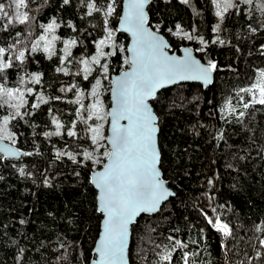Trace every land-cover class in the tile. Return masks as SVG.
<instances>
[{
	"label": "trees",
	"instance_id": "trees-1",
	"mask_svg": "<svg viewBox=\"0 0 264 264\" xmlns=\"http://www.w3.org/2000/svg\"><path fill=\"white\" fill-rule=\"evenodd\" d=\"M86 2L70 0L65 5L63 0H29L28 24L0 17V47L5 49V59H11L14 65L7 70L4 83L25 91L27 103L21 112L28 113L8 124L15 142L4 140L32 153L17 160L0 155V264H90L94 257L102 215L91 174L105 163L103 153L109 148L105 139L101 143L107 147L96 151L90 133L86 134L85 125L76 115L80 106L70 103L78 94L67 89L76 84L85 93L83 104L89 105L95 102L90 93L99 79L98 99L108 113L111 77L129 67L124 63L129 38L117 32L123 0H115V12L108 18L107 27L115 33L118 51L102 62L107 60V77L97 74V66L87 80L82 74L76 75L72 70H78V61L94 55V42L106 35L101 28L102 16H88ZM0 3L12 12L8 8L10 0ZM148 11L150 26L155 31L159 26L172 52L192 46L204 63L214 61L217 71L207 89L198 83H183L163 90L152 102L159 117L161 170L175 196L158 214L143 215L133 226L130 263L165 264L160 258L166 246L171 249L179 239L188 246L173 251V264H183V252L189 253V264H264V105L246 110L241 106L232 115L221 112L229 100L234 105L241 96L249 101V94L237 93L250 87L264 70V16L255 3L241 4L238 13L229 10L217 33L214 29L219 20L211 0H190L187 5L180 0H152ZM53 20L59 25L55 34L61 39L55 42L56 54L49 59L43 51L32 53L31 46L44 34L39 25ZM177 24L202 36L208 47L199 51L197 40L173 36L168 29L176 31ZM217 36L225 41L223 45L212 43ZM69 39L77 43L72 55L61 64L62 41ZM21 50L26 51L24 65L15 59V53ZM57 67L68 68L69 74L56 72ZM30 73L42 74L41 82L31 83ZM21 76L23 85L19 83ZM41 94L48 102L36 108L33 105ZM13 111L0 106V126L3 117ZM240 111L245 116L238 120ZM53 116L64 125L63 134L47 137L45 133L56 131ZM73 123L78 135L69 137L66 133ZM107 128L108 118L102 129L105 138ZM85 150L99 156V163L85 161ZM57 151L73 153L78 162L66 155L57 158ZM20 168H24V176ZM205 213L213 218L218 215L229 225L231 235L225 237L212 228Z\"/></svg>",
	"mask_w": 264,
	"mask_h": 264
},
{
	"label": "snow or ice",
	"instance_id": "snow-or-ice-1",
	"mask_svg": "<svg viewBox=\"0 0 264 264\" xmlns=\"http://www.w3.org/2000/svg\"><path fill=\"white\" fill-rule=\"evenodd\" d=\"M152 0H129L127 10L123 16L122 29L132 33L134 37L133 47L130 49L131 58H125L124 63L129 65L130 70L123 73V76L117 78L114 82L113 96L115 99V107L110 113H105L103 105L98 99L97 89L100 86V80H96V87L92 89L91 96L96 98L89 107L85 108L82 98L85 93L81 91L77 85L73 84L71 88L77 89V98L70 103H75L80 106L76 115L85 124L89 120H95L101 123L93 126L88 125L86 134L90 133V140L96 146V151L101 147H107L101 141L106 138L102 134L103 121L106 115L112 117L111 137L109 139L110 150L103 153L109 163L105 166L104 171L97 173L92 178V183L99 189L100 211L106 214L104 221V236L96 249L99 254L98 264H128L126 253L129 245L130 226L136 222V218L141 213H153L159 210L161 202L166 200L173 193L165 187V182L161 179V151L158 147L157 134L159 131L157 124V116L153 113V109L149 101L157 99L159 90L170 86L180 85L185 81H200L204 85H208L212 80V73L216 70V63L209 60L207 66L195 60L190 49H185L183 58L169 56L165 49L169 48V43L159 32V26L156 27V32L150 30L149 17L146 11L147 6ZM170 2V0H166ZM29 0H10L8 8L12 12L6 11L5 4L0 3V17L7 18L9 22L17 21L19 24L29 23L28 9ZM65 5L70 3V0H63ZM182 4H189L190 0H180ZM255 3L256 8L264 16V0H211L214 5L215 16L219 23L216 24L214 31L219 33L221 24L224 22L225 15L229 10L238 13L241 4L252 6ZM87 15L92 16L93 13L100 14L103 18L101 25L102 30L106 35L95 41V54L89 59L81 58L78 63L82 65V69L78 70L76 75H83V79L87 80L89 75L96 71L97 66L100 70L97 74H103L107 77L109 67L107 63H102L106 57L113 55L112 52H105V48H115V33L111 28L107 27L108 18L115 12V0L107 3L106 0H87L86 2ZM264 25V21H261ZM69 26H75L69 22ZM43 28L44 34L36 39L31 46V52L35 53L38 50L43 51L49 59L52 58L55 52V42L61 38L55 34L59 27L56 21L53 20L47 25H39ZM253 32L256 29H251ZM173 36L179 39L197 40L201 45L199 51H204L208 47V43L202 36H195L193 32L185 31L179 24L176 25V31L168 29ZM217 41L223 45L225 41L219 36L212 43ZM64 47L62 49L63 56L60 59L61 64L69 56L72 55L71 49L76 45L75 39L63 40ZM123 51V48L120 49ZM15 59L19 65H24L26 62V51L21 50L15 53ZM13 61L5 59V49L0 47V106H7L14 111L12 114L3 117L2 126H0V141L9 139L15 142V136L8 130L10 120L16 117L23 118L28 113H22L21 109L27 103L25 99V91L21 87H8L5 83V75L8 69L13 68ZM56 72L69 74V69L66 67H57ZM31 77L30 82L39 84L42 79V74H28ZM19 83H25L24 77H20ZM28 93L32 92L31 88L26 89ZM60 91H65L61 88ZM240 93L250 95L249 101H244L241 96L237 104H232L229 100L221 112L226 115L237 113V108L249 109L253 105H264V70H261L255 82L247 88L239 90ZM60 99V97H55ZM47 99L41 94L39 102L33 105L39 108L40 103H47ZM211 103V102H210ZM178 106V105H174ZM87 112V119L82 113ZM245 116L244 111L238 113L237 119H242ZM120 120H126V126L120 124ZM52 123L55 125V132H47L44 135L60 136L63 133L61 129L64 125L55 117H52ZM75 123L67 131V136L76 137L78 134L74 130ZM0 153L4 157H20L29 156L32 153L20 152L12 150L6 145L0 147ZM67 156L69 160L77 163V156L71 152L57 151V158ZM85 161L92 160L93 163H99V156H95L93 152L85 150L83 153ZM14 166V165H13ZM21 176H24V168L19 169ZM47 184V180H45ZM212 181H209L211 184ZM212 199V197H209ZM212 212H216V208H212ZM207 223L216 231L228 237L231 235V229L227 223H222L217 215L214 218L209 217L205 213ZM24 223L23 220L20 221ZM172 240V237L168 238ZM264 243V241H262ZM187 244L179 239L174 240L172 248H165L164 254L161 256V261L165 264H173V251L177 248L185 249ZM23 252V249H21ZM195 255V253H193ZM189 253L183 252V264H189Z\"/></svg>",
	"mask_w": 264,
	"mask_h": 264
},
{
	"label": "water",
	"instance_id": "water-1",
	"mask_svg": "<svg viewBox=\"0 0 264 264\" xmlns=\"http://www.w3.org/2000/svg\"><path fill=\"white\" fill-rule=\"evenodd\" d=\"M128 2H129V0H123V4H122V12H121V16H120V18H119V23H118V29H117V32H118V33H123V34L127 35L128 38H129V42H128V45H127V53H128V57H129V59H130L131 56H132V53H131L130 49L133 47L134 37L132 36V33H131V32H129V31H125V30H123L122 27H121L122 22H123V16H124V14H125V12H126V10H127ZM150 4H151V3H150ZM150 4H149V5L147 6V8H146V11H147V13H148V17H149V24L147 25V27H149L151 31L156 32V31L150 26V15H149V11H148ZM156 34H157V35H161V36H163V37L165 38V40L169 43L170 47L167 48V49H165V51L167 52V54H168L169 56H174V57L183 58L184 55H185V49H190L191 52H192V56H193V58H194L195 60L199 61L201 64L207 66V64L204 63V62H203V61H202V60L196 55L195 49H194L192 46H184V47H182L181 50H180V53L172 52V46H171L169 40H168L164 35H162V34L159 33V32H156ZM114 39H115V37H114ZM115 44H116V47H115V48H109V52H112V53H113V55L110 56V57H112V58L115 57V56L117 55V42H116V40H115ZM216 66H217V65H216ZM129 70H130V67H128L127 69L123 70L121 73H119V74H117V75H113V76L111 77V84H112V87H111V90H110V94H111V107H110V109H109V113H110L111 110L116 106V105H115V99H114V96H113V89H114V86H115V85H114V82L116 81L117 78L122 77L124 72L129 71ZM216 71H217V67H216V70L211 74V75H212V80H211V83L208 84V85H204V84H203L202 82H200V81H185V82H181V84H183V83H198V84H201V85L203 86L204 89H207L208 87H210V86L214 83V79H215V73H216ZM174 86H176V85H170V86H167V87H165V88L159 90L158 93H157V97H158L159 93L162 92L163 90L168 89V88H172V87H174ZM153 101H154V100L149 101V104H150V106H151L152 109H153V113L157 116V114H156L155 111H154L153 104H152ZM111 123H112V117L109 115L108 128H107V138H106V143H107V145H108L109 150H110V147H111V146H110V144H109V139H108V138H110V137H111V134H112V131H111ZM127 123H128V122H127L126 120H120V124H121L122 126H126ZM157 124H158V128H159V131H158V134H157V142H158V147H159V149H160V145H159L160 127H159V117H158V116H157ZM5 145H6L8 148L12 149V150H18V151H20V152H25L23 149L19 148L18 146L14 145V144H11V143L5 141V140L0 141V147H3V146H5ZM160 151H161V150H160ZM0 155H2V156L4 157V154H3V153H0ZM21 157H22V156H20V157H7L6 159H8V160H17V159H20ZM161 157H162V155H161ZM4 158H5V157H4ZM108 163H109V161L106 160L105 163L102 165V167H101L100 169L94 171V172L91 174V184L95 187V189H96V191H97V209H98V212L102 215V220H101V224H100V233H99L98 239H97V241H96V243H95V246H94V249H93V255H94V257H93V259L91 260L90 264H98V262H99V254L97 253L96 249L99 247L100 242H101V240L103 239V236H104V221H105V219H106V214H105L104 212L100 211V202H99V195H100V193H99V189L96 188V186L92 183V178H93L97 173L104 171V168H105V166H106ZM160 170H161V164H160ZM161 179L165 182V187L169 190V192L173 193V195L169 196L166 200H164V201L161 202V205H160L158 211L153 212V213H141L140 216H138V217L136 218V222H135L133 225L130 226L129 245H128V250H127V253H126V259H127V261H128V264H131V263H130V247H131L132 228H133V226L137 223L138 219H139L141 216H143V215L153 216V215L158 214V213L160 212V210L162 209V207L164 206V204L167 203L172 197L175 196V192H174V191H173V190L167 185V182H166V180H165L164 177H163V172H162V170H161Z\"/></svg>",
	"mask_w": 264,
	"mask_h": 264
},
{
	"label": "rangeland",
	"instance_id": "rangeland-1",
	"mask_svg": "<svg viewBox=\"0 0 264 264\" xmlns=\"http://www.w3.org/2000/svg\"><path fill=\"white\" fill-rule=\"evenodd\" d=\"M116 37V36H115ZM117 51H118V46H117ZM109 52V51H108ZM110 57V56H109ZM129 58V57H128ZM102 62H103V60H102ZM104 63H107V60L104 62ZM82 65H80V64H78V66H77V68L76 69H78V70H80V69H82ZM94 68H95V65L93 66ZM78 70H75V69H73L72 71L73 72H75V71H78ZM72 72V73H73ZM76 85V84H75ZM73 90H74V93H77V89L76 88H72ZM78 94V93H77ZM93 103V102H92ZM91 103V104H92ZM91 104H89V105H85V108H87V107H89ZM110 109V108H109ZM109 109H108V113H109ZM105 113H106V111H105ZM82 115L85 117V119H87V112L86 111H84L83 113H82ZM108 118V121H109V115H106L105 116V120L102 122L103 123V126L105 125V123H106V119ZM83 123V122H82ZM99 123H101L100 121H97V120H95V118H93L92 120H89L88 121V124H85V123H83L84 125H85V127H86V129H87V127H88V125H93V126H95V125H97V124H99ZM102 129H103V127H102ZM102 129H101V131H102ZM106 138H107V136H106Z\"/></svg>",
	"mask_w": 264,
	"mask_h": 264
}]
</instances>
